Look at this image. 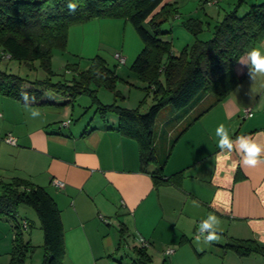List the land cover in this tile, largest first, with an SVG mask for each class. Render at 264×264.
I'll return each instance as SVG.
<instances>
[{"label":"crops","instance_id":"obj_1","mask_svg":"<svg viewBox=\"0 0 264 264\" xmlns=\"http://www.w3.org/2000/svg\"><path fill=\"white\" fill-rule=\"evenodd\" d=\"M245 1L248 8L264 3ZM167 2L180 8L179 0ZM176 17L184 19L183 15ZM167 29L174 45L173 27ZM193 41V36H187L185 45L173 46L175 53ZM101 45L110 54L124 53V49ZM256 48L264 54V41ZM242 60L246 63V55ZM115 61L114 68L107 66L128 82V92L130 87L144 90L136 74L131 72L128 78L136 75L134 82L138 84L121 77L124 70ZM240 62L236 73L242 76L248 65ZM75 77L58 81L69 83ZM143 94H135V102L127 106L123 103V107L137 108ZM209 99L205 97L179 120L176 118L181 112L169 107L161 111L160 115L167 109L169 116L155 127L154 148L161 161L170 152L163 171L164 180H170L158 182L152 175L154 165L142 169L137 142L117 131L115 114L109 113L103 120L96 107L85 117L88 107H83L74 124L72 113L78 98L72 101L68 95L46 91L39 101L18 102L0 94V188L2 182L21 179L50 194L64 229L63 264H128L125 258L131 256L133 262V250L142 247L141 239L147 243L152 263L157 258L165 264H264L259 255L241 257L226 248L237 240H254L264 246V76L255 81L247 76L171 149L184 125L203 110L202 104ZM246 110L252 116H247ZM68 121L70 124L63 126ZM221 124L233 140L238 136L255 139L261 147V163L255 167L243 165L241 159L246 153L238 143L230 153L221 151L216 136ZM8 135L16 139L15 145L5 141ZM179 174L181 177H177ZM212 216L216 218L210 219ZM16 219L21 225L27 223L24 238L34 245L41 230L39 220L21 208ZM204 221L211 225L210 232L217 230L218 241L205 243L199 236ZM14 223L0 219V264L10 263Z\"/></svg>","mask_w":264,"mask_h":264},{"label":"trees","instance_id":"obj_2","mask_svg":"<svg viewBox=\"0 0 264 264\" xmlns=\"http://www.w3.org/2000/svg\"><path fill=\"white\" fill-rule=\"evenodd\" d=\"M242 2L239 0L236 8L224 15L206 41L199 39L203 32L201 21L194 18L183 21L195 41L175 53L171 30L163 29V25L180 14L177 4L167 0H0V48L4 55L29 66L38 62L46 74L44 80L31 82L0 70V94L18 102L39 101L46 91L68 95L72 101L88 94L97 101L96 90L90 89L93 84L108 89L115 97L120 96L117 82L121 79L100 56L93 59L87 71L80 73L79 79L75 77L69 83L52 81L55 76L52 56L55 49L66 50L72 27L94 20H124L143 43L130 69L145 85L147 95L135 109L98 103L97 112L103 120L109 113L115 114L119 134L138 144L142 169L146 171L154 165L152 175L156 180L169 181L164 180L163 171L170 152L161 161L154 148L155 127L161 111L169 107L173 112H181L176 118L179 120L205 97H213L212 103L184 125L173 140L172 149L190 127L248 76V71L239 76L236 66L247 52L264 41V3L252 4L241 17L238 11ZM73 3L74 11L69 8ZM149 97L152 104L142 113L141 106ZM21 206L31 208L38 217L43 232V264H63L65 240L60 211L44 188L21 179L2 182L0 188V219L15 222L9 264H25L27 255L35 248L25 240L23 227L16 219ZM226 248L241 257L256 254L264 260V246L254 240H237ZM133 251L136 257L131 264L152 263L146 247Z\"/></svg>","mask_w":264,"mask_h":264},{"label":"rangeland","instance_id":"obj_3","mask_svg":"<svg viewBox=\"0 0 264 264\" xmlns=\"http://www.w3.org/2000/svg\"><path fill=\"white\" fill-rule=\"evenodd\" d=\"M178 3L180 7L179 14L183 15L184 19L181 20L175 16L171 18L169 22L163 25V29L166 27H173V36L175 39L173 46L175 48L185 45L184 43L187 39V36H190L191 38L193 36L187 29L181 27L180 22H183L188 18H194L201 21L203 32L199 35V39L203 41L209 40L212 37L214 27L224 18L226 13H230L236 8L239 0H179ZM249 8L246 5V1L243 0L238 11V15L241 17L244 16V10ZM108 20H111V22ZM108 20H94L96 21L95 23L88 22L90 23L89 25H87L88 23L76 25L69 30V38L66 50L61 51L55 49L53 51L52 69L56 74L52 77V81L54 83H56L58 80H63V78L69 80L74 76L79 79L80 73L87 71L91 67L93 59L97 56L105 59L108 66L114 68V66L117 65L115 61L116 59L114 58L113 54H110L108 50H106L101 45L102 43L106 46H109L110 48H113L114 50L120 51L124 49V53L122 55L126 59L127 63H124L121 66L119 65L118 67L124 70V74L121 77H123L125 80L129 79L128 74L132 72L130 67L136 56L140 53V51H142L143 43L135 32L134 28L129 23H126L124 20ZM125 24H127L126 28L124 27ZM174 47L173 49L175 50ZM0 70L18 75L22 78L28 79L31 82L36 80H44L46 78V74L40 68L38 62H35L32 66H29L28 64L10 60L6 55H4L1 48ZM135 77L137 78L136 75L132 74V78H130L129 81L138 84L137 82H134ZM126 82L127 81L124 80L117 82V91L120 94L118 97H115L113 92L104 87L97 88L95 85L91 84L90 89L96 90L95 95L97 97V101H94L92 96L88 94L79 95L77 97L78 102L74 107L75 111L72 113L74 117V124L76 123L75 121H77L76 119L79 117V114L84 111L83 107H88L86 108L88 109V113L85 116L87 117L92 114V110L98 106V103H101L102 105L116 104L123 107V103L125 106H127L132 105V101L135 102V94L138 96V94H143L144 92L143 95H147L146 90L141 91L140 89L133 87H130L131 92H128L129 85L128 82ZM212 99L213 97L211 96L209 101L202 104L201 108L205 109L208 104L211 103ZM151 104L152 98L149 97L147 98L146 102L142 104L141 112L145 113ZM139 105L140 103H138L136 107ZM168 116L169 113L166 109L162 112V115L159 116L157 126L159 127L162 121L166 120ZM20 208L31 212L32 216H35V219L38 222L34 210L27 206H21ZM34 243V251L33 253L27 255L25 264H43L45 251L43 247V232L41 230L38 231V238L35 239ZM125 259L128 264L132 263L131 256H127ZM151 264H163V259L159 260L156 258V260Z\"/></svg>","mask_w":264,"mask_h":264},{"label":"clouds","instance_id":"obj_4","mask_svg":"<svg viewBox=\"0 0 264 264\" xmlns=\"http://www.w3.org/2000/svg\"><path fill=\"white\" fill-rule=\"evenodd\" d=\"M69 8L73 11L76 8V4H70ZM240 64L248 65V76L252 81H255L258 77L264 76V54L257 48L251 49V51L246 54V63L242 60ZM216 136L219 137L217 146L221 151L232 152L233 145L238 143L239 147L242 148L246 155L242 157V164L248 167H255L261 163L259 159V154L261 152L260 145L251 136H238L235 140L231 139L227 128L221 124L216 128ZM239 151V149H237ZM194 205L198 206V202L193 201ZM215 216L210 217V219H215ZM211 228V225L204 221L200 224V231L204 232L205 229ZM219 236L217 230L209 232L205 239V243H212L218 241ZM199 240V237H197Z\"/></svg>","mask_w":264,"mask_h":264},{"label":"built area","instance_id":"obj_5","mask_svg":"<svg viewBox=\"0 0 264 264\" xmlns=\"http://www.w3.org/2000/svg\"><path fill=\"white\" fill-rule=\"evenodd\" d=\"M115 58L116 60L120 63V64H124L125 63V58L120 54V53H116L115 55ZM245 114H247V116H252V113L248 110L245 111ZM71 121H68L66 122L65 124H63V126H68L70 124ZM5 141L12 144V145H15L16 144V139L12 136V135H8L6 138H5ZM55 184L57 186H62V183L58 182V181H55ZM22 227L23 228H26L27 227V223L24 222L22 224ZM210 232L209 229H205L204 232H201L200 229H199V236H202V237H206V235ZM141 243H142V247H147V243L145 242L144 239H141ZM172 251H168L167 253H171Z\"/></svg>","mask_w":264,"mask_h":264}]
</instances>
